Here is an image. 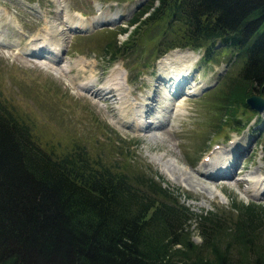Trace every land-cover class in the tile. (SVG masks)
Segmentation results:
<instances>
[{
	"label": "trees",
	"instance_id": "1",
	"mask_svg": "<svg viewBox=\"0 0 264 264\" xmlns=\"http://www.w3.org/2000/svg\"><path fill=\"white\" fill-rule=\"evenodd\" d=\"M156 2L130 19L113 58L159 35L154 60L174 48L224 50L240 60L220 97L229 127L259 117L245 100L264 97V0ZM240 107L252 113L245 122ZM121 157L91 158L79 144L46 150L0 97V264H264L261 204L230 196L228 210L194 213L157 171Z\"/></svg>",
	"mask_w": 264,
	"mask_h": 264
},
{
	"label": "rangeland",
	"instance_id": "2",
	"mask_svg": "<svg viewBox=\"0 0 264 264\" xmlns=\"http://www.w3.org/2000/svg\"><path fill=\"white\" fill-rule=\"evenodd\" d=\"M156 3V0H0V97L30 126L46 150L63 155L79 144L91 158L100 156L105 161H119L126 154L125 160L132 166L151 168L171 188L178 189L179 199L194 213L228 210L231 198L264 207V195L256 194L255 186L257 176L260 182L264 178V113L240 130L229 127L220 97L236 75L240 60L234 57L228 61L231 55L224 50L209 57L204 50H191L190 59L182 63L192 67L193 75L180 93L168 101L163 124L151 130L135 127V121L141 119L139 107L144 102L143 95L147 98L157 94L154 107L147 109L151 111L147 119L162 116L159 111L166 104L162 97L168 90L158 83L159 61L171 51L188 50L172 49L154 60L159 51V35L113 58L112 45H123L136 27L129 25L130 19L148 8L145 17L151 10L149 5ZM69 14L85 21L90 19L87 22L90 25L77 29L76 21L66 17ZM45 31L53 34L62 48L57 61L45 57L50 55L48 45L40 55L28 51L34 36L40 37ZM153 32L148 31L145 36ZM109 43L112 47H106ZM81 59L87 63L85 68L79 63ZM194 85L198 88L192 91ZM124 110L128 113L126 123H123L127 119L122 116ZM236 114L245 122L252 113L240 107ZM233 151L238 154L231 175L204 177L202 173L207 166L204 164L219 167ZM192 229L193 240L199 243L195 224Z\"/></svg>",
	"mask_w": 264,
	"mask_h": 264
},
{
	"label": "bare ground",
	"instance_id": "3",
	"mask_svg": "<svg viewBox=\"0 0 264 264\" xmlns=\"http://www.w3.org/2000/svg\"><path fill=\"white\" fill-rule=\"evenodd\" d=\"M3 10H4V13L7 14V17H8V12L5 9H3ZM66 17L72 18L74 20V22L76 21L75 22L76 28H84V27L90 25V24H87V22H90L89 21L90 19L85 21L84 18H80L76 14H73V15L69 14V16L66 15ZM76 18H77V20H76ZM107 21H110V20L108 19ZM81 22H86V23H81ZM70 23H72V21ZM46 29H48V26H46ZM34 37L35 38L32 39L31 42H29V45L31 46L28 50L29 53H32L34 55H40L42 52L45 51L44 46L48 45L47 53L50 55H46L45 57L48 58L49 61H57L58 58L60 57V50L62 48L59 46V43H57V40L55 39L56 37L54 38L53 34H51L48 31H45V33L43 35H41L40 37H38V36H34ZM190 55H192V51L189 49L183 50V51L182 50H174V51H171L170 53H168L165 57H163L159 61V68L158 69L160 70V72H159V80L158 81H160V82H158V83L160 85H164L166 90H168L167 95L165 97H162L164 99V101H166V104H165V107H162L161 110L159 111V113H161L162 116L159 117L158 115H156L155 117L157 118V116H158V118L156 120L151 119V121H150L147 119V117H148V113L151 111H147V109L151 108L153 106V102L156 101L157 94L152 93L151 96H149L147 98H144V95H143L142 97L144 99V102H140V107H139V109L142 110V115H140L141 119H137L135 121V124H136L135 127L137 129H139V130L157 129L158 127H160L163 124V122L165 120L162 117L166 115V111H167L166 105L169 104L168 101L171 100V98L174 96L173 94L176 93L180 89V87L187 85L190 77L193 75L192 74V72H193L192 67L190 68L189 66L182 63V62H187V60L190 59L189 58ZM79 63L80 64L82 63V68H85V64H87V63H83V59H81V62H79ZM192 63H193V61H192ZM82 70L84 71V69H82ZM115 73H117V72H115ZM156 80H157V78H156ZM197 86L194 85V89L192 91H195L198 88ZM115 88L117 89V87H114L113 89H115ZM113 89L107 90V91H105V93H109V91H113ZM190 90L191 89H188L189 92H190ZM116 91H119V89H117ZM96 93L98 94V92H96ZM104 99L109 100V98H104ZM135 107H137V106H135ZM164 110H165V112H164ZM162 111L165 114L162 113ZM127 114L128 113L126 110H124L122 112V116L124 118H127ZM143 114H145V117ZM126 122H128V118L125 119L123 123H126ZM233 152H234V154H232L231 156L229 155L227 158H225V160L221 163V165L219 167H216L215 164H212V163H211L212 165H210V163H206V164L203 163L204 165H207V166H205L206 172L202 173L204 175V177L214 178L216 176L218 177V175H221V174L227 175V176L231 175L232 174V168L236 165V157L238 154V151H233ZM215 156H213L212 159L215 158ZM205 170H203V171H205ZM255 186H257L256 194L264 195V178L260 182V177L257 176L256 181H255Z\"/></svg>",
	"mask_w": 264,
	"mask_h": 264
},
{
	"label": "water",
	"instance_id": "4",
	"mask_svg": "<svg viewBox=\"0 0 264 264\" xmlns=\"http://www.w3.org/2000/svg\"><path fill=\"white\" fill-rule=\"evenodd\" d=\"M245 103L251 109L261 113L264 111V97L258 94L246 98Z\"/></svg>",
	"mask_w": 264,
	"mask_h": 264
}]
</instances>
